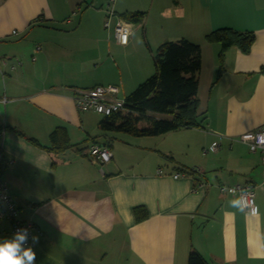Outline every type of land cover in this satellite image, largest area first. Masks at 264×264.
<instances>
[{"label":"crops","instance_id":"0c3cea01","mask_svg":"<svg viewBox=\"0 0 264 264\" xmlns=\"http://www.w3.org/2000/svg\"><path fill=\"white\" fill-rule=\"evenodd\" d=\"M94 2L82 8L79 0H0L1 175L21 220L39 237L37 264H92L120 239L117 264H188L191 251L209 264H264L261 155L236 139L264 126V0H172L160 11L172 20L147 28L146 39L159 46L187 38L202 47L204 126L154 137L101 132L104 117L75 106L76 89L135 88L148 72L139 56L135 64L118 54L135 45L140 23L120 45L104 25L108 8ZM122 6L116 14L129 12ZM176 24L201 40L177 37ZM219 28L255 34L247 54L226 51L220 76V45L204 40ZM60 126L72 145L63 153L27 140L47 146ZM214 143L219 149L204 154ZM92 144H107L112 160L93 164ZM182 168L201 172L175 179ZM236 184L254 188L258 213L228 207L233 197L220 187ZM138 206L149 215L140 223ZM0 228L3 239L12 237L8 221Z\"/></svg>","mask_w":264,"mask_h":264},{"label":"trees","instance_id":"16d2710c","mask_svg":"<svg viewBox=\"0 0 264 264\" xmlns=\"http://www.w3.org/2000/svg\"><path fill=\"white\" fill-rule=\"evenodd\" d=\"M118 16L132 24H139L146 17V13L125 12ZM204 40L209 44L220 45L218 54V76H220L223 72L226 51L235 47L247 54L255 41V34L251 31L219 28L207 33ZM153 62L155 73L125 97V111L113 113L100 121L98 127L101 132H118L133 137H154L181 129L204 126V118H202L204 113L199 111L198 99L199 74L202 68L200 44L185 38L165 41L158 46L153 55ZM156 114H164L169 118L160 119ZM12 131L25 137L17 130L12 129ZM27 140L50 154H60L72 147L68 130L63 126L52 131L47 146H42L33 138ZM180 172L187 175L196 174L194 170L183 168ZM134 216L136 223H140L149 215L144 206H138L134 208ZM188 264L209 263L199 252L191 251Z\"/></svg>","mask_w":264,"mask_h":264},{"label":"built area","instance_id":"2783aa9c","mask_svg":"<svg viewBox=\"0 0 264 264\" xmlns=\"http://www.w3.org/2000/svg\"><path fill=\"white\" fill-rule=\"evenodd\" d=\"M115 0H111L108 5L107 18L105 20V27L107 29L113 28L116 42L120 45H126L130 36L133 34V24L125 21L113 10L112 4ZM115 19V23L112 26V20ZM16 34V32H13ZM40 48L36 47L33 51L35 54ZM32 60H35L32 57ZM19 64V63H18ZM14 69V68H12ZM75 106L80 112H94L103 117L112 115L113 113H119L126 110V99L120 96V87L117 85L107 86H95L89 89H76L74 95ZM237 141L246 145L250 152H259L261 155L262 162V173L264 180V126L255 130L247 131L237 138ZM219 144H212L209 149H204L203 153L216 152L219 149ZM89 156L93 164L103 166L110 162L113 158L112 151L109 147L100 144H92L89 147ZM1 162L2 152L0 150V221H8L10 224V233L13 235L18 229L27 228L29 230V239L26 246L33 248L36 253L35 243L32 242V232L34 226L30 222H24L19 216V209L16 203L12 200L9 195V191L5 181L1 175ZM195 173H200V170H194ZM162 173V171H160ZM188 176L186 173L179 172L173 177L179 179ZM234 189L236 195H240L241 190L247 192V199L254 201L255 191L251 185L236 184L232 186H221L220 191L222 193H229L225 189ZM230 194V193H229ZM255 206V202H254ZM256 207V206H255ZM0 240H3L2 230L0 228ZM36 264H37V253H36Z\"/></svg>","mask_w":264,"mask_h":264},{"label":"rangeland","instance_id":"374dc122","mask_svg":"<svg viewBox=\"0 0 264 264\" xmlns=\"http://www.w3.org/2000/svg\"><path fill=\"white\" fill-rule=\"evenodd\" d=\"M94 0H79V3L76 4L82 6L84 8L87 6V3L93 2ZM115 2V1H114ZM119 2L122 3V7L126 8L129 12H145L146 17L142 21L143 23H140V28H137L135 25V31L137 32L136 37L137 41L134 46H131L130 49L118 51V54L121 55V57H124L125 59H128L130 63H135L134 59L138 58V56L141 58V62L145 65L146 68H148L147 74H145L144 78L141 80L140 84L146 81L148 78H150L155 73V67L153 62V55L155 54L158 46L152 40L149 41V38H145L144 31L148 28L150 29L152 26H159V24L170 22L172 19H168V17L161 14L163 10L169 9V7L172 6L173 2L172 0H116V3L113 4V9H118ZM111 3V0H95L94 4L98 8L107 9L108 4ZM161 11V12H160ZM125 12V10H124ZM182 16V15H181ZM181 16L178 17V19H181ZM189 15H187L188 17ZM149 18V19H148ZM175 18V17H172ZM138 25V24H137ZM179 25H182L181 23ZM145 26V27H144ZM177 26V24L175 25ZM177 31L174 33L177 34V37H182L181 35H185L188 38L191 37L195 41H200L201 38H197L194 35V32L190 27H185L182 29V27L178 28ZM150 33V31H149ZM176 37V36H173ZM187 39V38H185ZM179 40V39H177ZM188 40V39H187ZM154 41V40H153ZM170 41H176V40H170ZM198 43V42H195ZM136 64V63H135ZM139 85V84H138ZM119 86V85H118ZM120 91L121 96H128L131 92H133L135 88H130V86H124L120 85ZM157 118L160 119H168L169 116L164 114H156ZM122 239L117 242L111 249L106 250V255L104 256L103 252H99V257L96 255L93 256V263L92 264H117L119 257L121 254V248H122Z\"/></svg>","mask_w":264,"mask_h":264},{"label":"clouds","instance_id":"9594fccd","mask_svg":"<svg viewBox=\"0 0 264 264\" xmlns=\"http://www.w3.org/2000/svg\"><path fill=\"white\" fill-rule=\"evenodd\" d=\"M233 197L227 201L230 208L237 212L248 215L256 214L259 209L254 206V201L247 199V192L241 190L240 195H236L234 189H225ZM29 239L27 228L18 229L11 238L0 240V264H36V253L33 248L26 246ZM33 243H38V235L31 237Z\"/></svg>","mask_w":264,"mask_h":264}]
</instances>
